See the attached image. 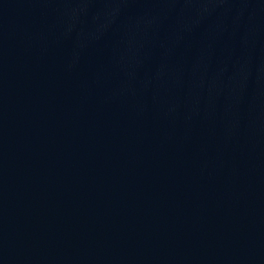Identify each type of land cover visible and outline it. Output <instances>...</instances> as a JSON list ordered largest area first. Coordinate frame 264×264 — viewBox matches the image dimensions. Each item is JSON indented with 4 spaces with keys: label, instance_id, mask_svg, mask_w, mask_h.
Here are the masks:
<instances>
[{
    "label": "water",
    "instance_id": "1",
    "mask_svg": "<svg viewBox=\"0 0 264 264\" xmlns=\"http://www.w3.org/2000/svg\"><path fill=\"white\" fill-rule=\"evenodd\" d=\"M0 264H264V0H0Z\"/></svg>",
    "mask_w": 264,
    "mask_h": 264
}]
</instances>
